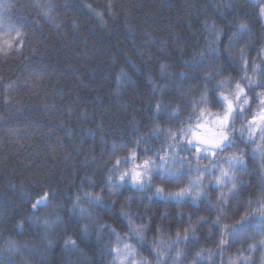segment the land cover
Instances as JSON below:
<instances>
[{"label": "trees", "instance_id": "obj_1", "mask_svg": "<svg viewBox=\"0 0 264 264\" xmlns=\"http://www.w3.org/2000/svg\"><path fill=\"white\" fill-rule=\"evenodd\" d=\"M108 3L0 0V23L5 29L10 24L22 27L26 33L22 55L0 57V227L13 228L17 220H24L25 230L18 238L36 246L30 244L22 250L25 260L21 264H106L110 237L99 224L108 221L126 230L122 206L137 224L148 225V244L175 239L177 231L194 224L195 233L190 230L188 239L178 243L182 264H229L230 258H240L241 253L250 258L247 264H264V248L257 245L255 251L248 250V244L264 238L258 234L254 240L233 242L225 233L229 243L223 251L217 248L220 231L213 223L217 215L213 205L218 193L211 188L207 199L202 197L193 204L188 198L181 203L156 197L149 201L148 194L125 187L113 198L115 203L106 199L105 207L90 209L93 217L83 221L89 225L87 236L81 231L82 224L65 214L63 225L50 237L51 246L40 244L42 230L26 219L34 211L29 197L47 184L58 186L70 196L79 191L82 178L88 175L96 181L98 190L105 181L102 165L112 141L135 147L137 162L147 152L164 168L172 166L159 160L165 152L161 146L174 143L169 141L167 130L200 122L198 111H192L186 97L191 89L203 86V66L216 59L212 55L199 61L191 59L193 50L203 47L208 35L201 21L212 16L221 26L228 22L212 7L222 0H111L110 10ZM47 5L52 6L55 22L43 13ZM93 9L103 13V22ZM224 12L228 18L232 16L227 8ZM221 41L222 49L227 34ZM256 51L255 47L249 49V61ZM221 59L226 72L238 74V61H229L226 53ZM162 64L166 66L163 72ZM121 67L128 70L135 83L125 85L121 103L117 104L113 89L115 72ZM181 73L186 75L182 77ZM36 76L40 79H34ZM149 81L155 83L157 91ZM9 84L12 87L6 89ZM158 102L162 104L160 111L156 110ZM177 105L180 116L173 117L171 108ZM88 130L95 134L89 135ZM101 136L106 143H101ZM138 140H142L139 145ZM248 164L254 166L251 157ZM153 183L178 191L174 182L161 181L159 176H154ZM261 193L264 184L258 183V173H253L222 205L225 223L235 224L239 220L236 210L247 207L250 199L249 211L254 212ZM129 196L133 198L130 206ZM59 198L63 200L64 196ZM262 219L259 214L251 215L246 227L252 230ZM68 235L76 239L78 251L66 249L64 239ZM148 244L142 248L145 254H149ZM201 249L212 251L211 260L207 251L196 256ZM239 264L246 262L240 258Z\"/></svg>", "mask_w": 264, "mask_h": 264}, {"label": "clouds", "instance_id": "obj_2", "mask_svg": "<svg viewBox=\"0 0 264 264\" xmlns=\"http://www.w3.org/2000/svg\"><path fill=\"white\" fill-rule=\"evenodd\" d=\"M212 7L219 11L221 15H224L228 22L221 26L212 16H207L201 21L203 30L208 35L205 36L204 46L198 50H193L191 59L199 61L209 55L214 56L216 59L209 61L203 66L201 74L203 86L199 89H191L186 99L191 103L192 111L194 107L201 108L200 106L204 105L203 108L206 111L214 115L223 116L226 110L224 95L234 98L237 92L241 93L240 102L236 104V110L232 116V123L226 128L228 140L224 143V150L218 151L215 158H213L210 155V150L205 149V152L197 159L196 154L193 152L195 145L189 146L181 142L179 135H177L176 140H172L166 133L169 141H174V143L166 142L165 145H162L161 147L165 148V152L161 156L165 157L166 163L172 166L164 168L163 163H158L153 159L152 155H148L146 152L144 154L145 157H152L150 161L152 179L149 181L145 178L143 187H141L139 184H133L130 176L126 177L124 181L119 179V173L128 164L127 160H124L118 169L113 167L114 156L118 155L123 160L127 155L128 149L135 147L112 141L108 159L102 165L106 169L105 181L98 190L96 181L93 180L91 175H88L82 178L79 191L72 192L70 196L63 193L58 186L47 184L41 186L39 191L29 197V199L33 200L41 191L49 193L50 199L47 206H41L26 217L34 227H39L42 230L41 245L50 246L49 241L52 242L50 237L63 225L65 214L81 223V231L87 236L89 225L83 223V221L86 218L93 217L94 214L90 209L105 207L106 199L115 203L113 198L125 187L148 194L149 201L156 197L165 201L181 203L185 198H188L193 204H198L202 197L208 198V190L210 188L218 193L216 199L220 198L221 192L225 196L235 195L239 188L247 183L248 177L253 173H258V183L264 184V124L257 126L251 123L259 111L264 109V105L260 103L261 98L264 97V0H222V3H213ZM225 8L232 12L230 18L224 12ZM213 25L220 33L219 43L214 46L215 51L210 50L208 43L212 39L210 30ZM224 34H227V42L223 44L221 49V36ZM252 47H255L257 51L255 57L249 61L248 52ZM224 53H226L229 61H238L240 65L238 74L234 75L232 72H226L223 67V59H221ZM184 75L186 73H181L182 77ZM226 78L227 86L221 87L219 81L226 80ZM149 82L153 83L152 81ZM134 83L128 70L123 67L119 68L115 72L114 102L117 104L121 103L125 85ZM153 91H157L155 83H153ZM159 91L162 92L163 88L159 89ZM202 94L204 98H202ZM245 100L248 101L247 104L244 103ZM173 109H176V111H173ZM171 115L173 117L180 116V107L178 105L171 108ZM180 128L181 126L177 125L173 130L178 133ZM88 134L94 135L95 133L92 130H88ZM100 141L101 143H106L103 136L100 137ZM138 141L139 144L142 143V140ZM114 145L121 150L114 153ZM181 153H184V155H181ZM161 156L159 160L165 162V160L161 159ZM189 156L195 157V159H189ZM249 157L254 161L253 167L248 164ZM154 176H159L161 181L174 182V186L178 190L180 187L189 184L196 177H200L201 183L193 185V193L199 188H202L203 191L196 199L193 198V195H185L179 199L170 197L168 192L175 191L166 190L161 184H154ZM218 178L220 182H218ZM85 182L87 187H85ZM233 183L237 187L230 192ZM156 187H160L164 191L157 193L155 191ZM89 193L91 195H88ZM61 195L64 196L63 200L59 198ZM262 196H264V193H261L258 199ZM132 199L131 196L127 198L129 206ZM81 209L85 210L83 214ZM35 216H39L40 219L37 221L34 219ZM45 218L49 221H56V223L50 224L46 228ZM57 218L59 219L57 220ZM121 218L127 221L128 227L126 230H120L108 221L99 224V229L101 231L107 229L110 237L106 243L109 254L106 264H137V262H140V264H182L181 257L183 253L175 239H168L166 244H160V241H153L148 244L145 236L147 228L144 229V238L141 239L132 231L128 217L122 212ZM133 220L136 222L135 219ZM85 225L88 229L87 232H84ZM24 230L23 219L17 220L13 228L0 227V256H3L0 264H21L25 260L22 250L29 247L31 242L18 238ZM117 234L119 239H117ZM9 239L15 241V250L11 252L7 243ZM146 244L149 246V254H145L142 251ZM153 244L159 246L154 248ZM126 245L129 247L126 248ZM31 246L35 247L36 245L31 244ZM116 249H119V251H116Z\"/></svg>", "mask_w": 264, "mask_h": 264}, {"label": "snow or ice", "instance_id": "obj_3", "mask_svg": "<svg viewBox=\"0 0 264 264\" xmlns=\"http://www.w3.org/2000/svg\"><path fill=\"white\" fill-rule=\"evenodd\" d=\"M89 8H91V5H88ZM109 10L111 9V0H109L108 3ZM43 13L45 17H47L49 20H52L55 22V17L51 15L52 13V6L47 5L43 6L42 8ZM95 15L101 19L103 22V13L100 11H96ZM59 25H57L58 27ZM210 33L212 35V39L209 40V46L210 50L215 51V45L219 43V31L215 29V25H213V28L210 30ZM26 33L23 31L22 27H17L15 25H8V27L5 29L4 25L0 23V57H7L11 53H15L16 55H22V50L24 47V36ZM243 51V50H241ZM165 65H161V70L163 72ZM34 79L39 80L40 77L36 76ZM227 78L226 80L219 81V84L221 87L227 86ZM30 86L35 87V84H30ZM12 85H5V88H11ZM242 91V90H241ZM202 98L203 94H202ZM241 99V93L237 92L235 94V97L232 98L228 95H224L226 110L223 114V116H220L219 114H212L211 112L206 111L205 108H193V111H198L199 113V121L196 124H189L186 128L181 127L178 131H174L173 129L169 128L167 130V134L170 139L176 140L177 135L181 138V142L188 144L189 146L195 145L193 152L196 154L197 159H199L200 155H202L205 152V149L210 150V155L215 158L218 151H223L224 143L228 140V133L226 131V128L231 125L232 123V116L234 111L236 110V104L240 102ZM8 97H5V102H7ZM245 104L248 103L247 100L244 101ZM260 103L264 105V97L261 98ZM243 107V106H242ZM241 107V110H242ZM162 108V104L158 102L156 104V110L160 111ZM173 111H176V109H173ZM189 120L191 117L188 118ZM253 125H260L264 124V109H261L258 113V115L251 121ZM159 126H157L158 129ZM157 129H153L156 131ZM259 130V129H258ZM137 144H139V141H137ZM121 149L117 147L116 145L113 146V152H119ZM152 157L150 156H143L142 158H139L138 160V154L136 151V148H129L127 151V155L123 158L116 155L113 158V167L119 168L120 165L124 162V160L128 161V166H125L124 170L119 173V179L121 181H124L126 177L130 176L131 182L133 184H139L141 187H143L144 180L147 178L149 181H151L152 176L150 173V161ZM162 160L166 159L165 157L161 156ZM171 171V170H169ZM179 171V170H177ZM218 182L219 178H218ZM201 183V178L196 177L193 179L189 184H186L179 188L178 191L175 192H168V195L170 197H175L177 199L185 196V195H193V198L196 199L199 197L200 193L203 191L202 188H199L196 190L195 193H193V185ZM236 184L233 183L232 189H230V192L234 189H236ZM155 191L157 193H161L164 191V189L160 187H156ZM88 195H91L89 193ZM49 193L46 191H41V193L34 198L31 201V208L33 210H38L41 206H47L49 201ZM229 202V196H225L223 192L220 193V198L217 199V202L213 205L215 208H217V215L213 223L215 225L219 226V239L217 243V248L223 251V247L229 243L228 240L224 238V234L227 233L232 237L233 242L236 241H244L249 239H255V236L258 234L260 237H264V219H262L261 223L257 224L254 229L249 230L246 225L248 218L251 215L259 214L260 217L264 218V196L259 198L257 200V207L255 208V211H249L252 207V201L251 199L248 201V206L244 208H239L236 210V215L239 216V220L233 225H229L225 223L226 219V213L222 205L227 204ZM85 212L84 209H81V213L83 214ZM121 212L128 217L129 220V226L132 229V231L139 236L141 239L144 238V229L147 228V225L144 223L137 224L131 217L130 212L125 209L124 206L121 207ZM34 219L37 221L40 219L39 216H35ZM59 218H57L58 220ZM204 217H199L198 220H204ZM45 226L46 228L50 226V224L56 223V221H49L47 218H45ZM192 231V233H195V225L191 224L188 228H185L183 232L177 231L175 233V240L177 243L181 239L187 240L188 239V233L189 231ZM87 226L84 227V232H87ZM113 231H115L113 229ZM159 231V229H158ZM99 238V234H98ZM172 237H169L168 239H171ZM117 239H119V235L117 234ZM9 245V251L15 250V241L9 239L7 241ZM51 241H49V245L51 246ZM167 240L161 239L160 244H166ZM64 244L66 249L70 250H76L78 251V245L76 240L73 239L72 236H66L64 239ZM257 245H259L261 248H264V238H261L259 240H255L254 243L248 244V250L249 251H255ZM159 245L153 244V247H158ZM126 248L129 246L126 245ZM116 251H119V249H116ZM207 251L208 252V259L211 260L212 257V251L210 249L205 250L201 249L196 253L197 256H202V254ZM247 264L249 261V257L243 256L241 253V257ZM240 258L231 259L229 260V264H239ZM137 264H140V262H137ZM193 264H196V261H193Z\"/></svg>", "mask_w": 264, "mask_h": 264}]
</instances>
